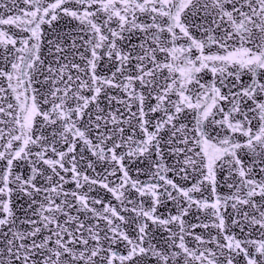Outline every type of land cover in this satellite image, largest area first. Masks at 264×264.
Instances as JSON below:
<instances>
[{"label": "snow or ice", "instance_id": "1", "mask_svg": "<svg viewBox=\"0 0 264 264\" xmlns=\"http://www.w3.org/2000/svg\"><path fill=\"white\" fill-rule=\"evenodd\" d=\"M0 264H264V0H0Z\"/></svg>", "mask_w": 264, "mask_h": 264}]
</instances>
